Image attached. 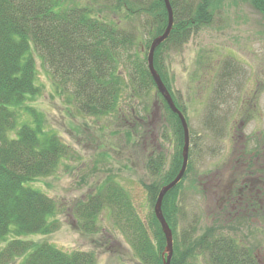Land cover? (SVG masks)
<instances>
[{
  "label": "rangeland",
  "instance_id": "rangeland-1",
  "mask_svg": "<svg viewBox=\"0 0 264 264\" xmlns=\"http://www.w3.org/2000/svg\"><path fill=\"white\" fill-rule=\"evenodd\" d=\"M90 1L65 0L64 8L89 7ZM99 2L92 7L103 10L110 4ZM111 3L116 4L115 0ZM112 13L105 12L100 18L113 19L122 30L130 24L139 27L124 19V11L119 16ZM141 38L138 45L146 44ZM141 49L145 53V45ZM37 61L43 91L28 106L44 115L46 128L71 147V155L53 176L34 185L57 202L59 230L26 239L48 242L63 252L91 253L93 264H141L109 209L102 211L96 232L90 234L81 227L75 207L112 179L128 192L138 215L148 224L154 210L146 186L155 180L148 163L162 154L168 167L176 149L173 120L156 90L139 98L122 93L118 113L89 116L74 103V89H62L49 67ZM164 62L173 94L185 110L196 141L194 148L190 144L192 172L181 191L177 236L192 231V237L199 238L209 230L229 235L250 247L264 264L262 15L247 1L225 0L210 26L194 33L182 48H167ZM119 70L127 80L125 63ZM224 72L229 82L223 80ZM212 105H216L214 110ZM235 194L240 202L230 205L228 198ZM247 197L253 200L249 209ZM13 239L8 237L4 243ZM205 257L196 254L189 264H208Z\"/></svg>",
  "mask_w": 264,
  "mask_h": 264
},
{
  "label": "trees",
  "instance_id": "trees-1",
  "mask_svg": "<svg viewBox=\"0 0 264 264\" xmlns=\"http://www.w3.org/2000/svg\"><path fill=\"white\" fill-rule=\"evenodd\" d=\"M99 1L91 0L89 7L65 9V0H0V243L8 237L15 238L1 248L0 264L94 263L91 253L63 252L48 242L26 239L59 230L57 202L34 185L53 176L71 155V147L46 128L44 115L28 106L43 91L38 79V59L49 67L62 89H74V103L89 116L118 113L122 93L139 98L156 90L174 122L176 149L167 168L162 154L155 155L148 163L155 179L146 186L152 208L161 189L172 183L182 169L183 125L158 92L148 66L153 41L168 27L165 1L115 0L114 4L113 0H106L110 4L103 10L92 7ZM169 1L174 26L169 38L156 50L154 65L188 123L183 106L173 94L164 54L169 46L182 48L194 33L210 26L215 11L225 0ZM243 1L251 3L264 22V0ZM123 11L124 19L129 24L137 22L139 27L130 24V28L122 30L113 19L105 22L100 18L110 12L119 16ZM140 35L146 41L145 53L141 49L144 45H138ZM122 63L128 71L127 80L119 70ZM222 78L229 82L226 72ZM214 130L217 132V128ZM192 137L190 132V144L194 148L196 141ZM190 160L182 182L166 195L162 205L174 236L171 264H189L196 254L206 256L208 264H259L250 247L229 235L209 230L193 238L192 231H184L182 238H178L181 191L192 172ZM254 205L260 206L257 201ZM75 209L81 227L90 234L96 232L102 211L109 209L140 263L164 264L166 238L154 212L148 224L142 221L128 192L112 179L87 201L77 203Z\"/></svg>",
  "mask_w": 264,
  "mask_h": 264
},
{
  "label": "water",
  "instance_id": "water-1",
  "mask_svg": "<svg viewBox=\"0 0 264 264\" xmlns=\"http://www.w3.org/2000/svg\"><path fill=\"white\" fill-rule=\"evenodd\" d=\"M164 1H165L167 10H168V14H169V23H168V27H167L165 33L163 35H161L160 37L156 38L150 47L149 56H148V66H149L150 73L154 79V82L156 83V86H157L159 93L166 100V102H167L168 106L170 107V109L172 110V112L174 114L178 115V117H179V119L183 125V129H184V148H183L182 169H181L179 175L176 177V179L172 183L163 187V189L161 190V192L159 194L158 200H157V202L155 204V208H154L156 218L159 221L161 228H162V231H163L165 238H166V244L167 245H166V249H165V252L163 255L164 256V258H163L164 264H171V260H172L173 253H174L173 232H172L170 226L168 225V223L164 217L162 205H163V201H164V198L166 197V195L179 185V183L183 180V178L186 174V171L188 168V163H189L190 130H189V126H188V123L186 121L185 116L176 106V104L172 98L171 93L169 92V90L165 86L164 82L161 79V76L157 72L155 65H154V57H155L156 50L169 38V36L172 32L173 26H174V14H173L172 6H171L169 0H164Z\"/></svg>",
  "mask_w": 264,
  "mask_h": 264
},
{
  "label": "flooded vegetation",
  "instance_id": "flooded-vegetation-1",
  "mask_svg": "<svg viewBox=\"0 0 264 264\" xmlns=\"http://www.w3.org/2000/svg\"><path fill=\"white\" fill-rule=\"evenodd\" d=\"M240 199L241 198H239V195L235 194V195L231 196L230 198H228V201L230 202V205L233 204V203L239 204ZM246 200H247V201H245V202H247L246 203V208L249 209L250 206L253 205V200H250L249 197H247ZM259 264H260V261H259Z\"/></svg>",
  "mask_w": 264,
  "mask_h": 264
}]
</instances>
